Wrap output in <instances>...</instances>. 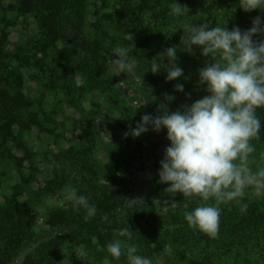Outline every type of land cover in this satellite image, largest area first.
<instances>
[{
  "label": "trees",
  "instance_id": "trees-1",
  "mask_svg": "<svg viewBox=\"0 0 264 264\" xmlns=\"http://www.w3.org/2000/svg\"><path fill=\"white\" fill-rule=\"evenodd\" d=\"M87 1L15 0L14 9L18 14L30 13L35 18L36 33L30 45L35 44L38 49L31 53L35 47L27 51L24 48L26 43L11 46L4 26L0 27V152L6 149L7 141L15 137L13 125L22 130L39 123L37 113L28 109L31 100L21 90L20 68L28 63L29 57L38 53V58H32L37 63L46 57L52 58L59 71L70 80V92L75 95L77 87L73 84V74L78 70L66 49L58 48L56 42L63 37V14L66 11L73 9L76 27L83 28ZM172 2L112 0L107 11L93 13L94 21L90 23L103 36L81 31L82 48L94 57L106 36L117 45L125 43V34L130 32L134 35V42L146 49L156 46L166 49L180 45L183 31L178 28L182 23H209L210 27L227 25L229 30L238 25L241 30H246L260 14L259 10L245 12L237 7L238 0H177L185 11L188 9L187 15L178 17L170 11ZM177 56L178 62L186 65L183 68L184 77H188L185 84L188 81L193 90L192 98H202L207 93L197 85V80L198 69L204 66L205 57L199 48L194 54L178 48ZM88 72L84 71L85 81L78 88H107L103 70L96 73L91 84ZM257 115L262 127L258 137L251 141L255 145L250 158L253 170H256V162L264 166V108L258 109ZM55 161L58 169L47 183L63 182L69 177V183L97 206V214L85 220V211H77L71 203L66 209L52 207L46 217L48 229L36 232L25 226L26 205L11 202L0 206V264H58L63 247L82 244L88 254L81 263L98 264L107 255L106 251L98 250V245L106 246L117 238L120 229H128L131 232L128 242L137 246L138 254L150 258L169 246L172 257L181 264H264V196L256 197L249 192L243 209L238 207V201L222 203L219 231L213 238L190 227L184 218V212L196 207L199 201L186 200L172 211L159 213L152 199V186L140 199H135L137 188L128 183V172L124 176L104 172L106 165L94 158L84 143L60 149ZM102 177L110 179L109 187L100 182ZM128 200L138 203L128 207ZM105 215L107 219L103 218ZM112 264H127V260L121 257Z\"/></svg>",
  "mask_w": 264,
  "mask_h": 264
},
{
  "label": "rangeland",
  "instance_id": "rangeland-1",
  "mask_svg": "<svg viewBox=\"0 0 264 264\" xmlns=\"http://www.w3.org/2000/svg\"><path fill=\"white\" fill-rule=\"evenodd\" d=\"M111 1L88 0L86 23L82 29L75 25L73 9L63 14V37L56 45L66 49L78 70L73 74V84L77 87L75 95L70 92V80L64 77L57 63L50 57L38 63L33 62L32 58L35 60L39 57L37 53L29 57L28 63L20 68L21 90L31 100L28 109L37 113L39 123L22 130L17 125L12 126L15 137L7 141L6 149L0 152V206L11 202L26 205L25 226L36 232L48 229L46 217L52 207H47L45 201L49 198L54 201L63 199V189L70 184L69 177L63 182L57 180L47 183L58 169L55 156L60 149L80 143L86 144L93 157L106 165L104 172L117 176H124L128 172V183L137 188L135 199H140L148 187L152 186V199L159 213L172 211L186 201L182 193L165 191L168 185L159 182V161L169 144L166 130L154 132L150 129L135 138L131 135L126 137L124 133L130 127H135L142 114L157 115L158 106L163 103H167L170 111L182 104L192 103V96L188 98L185 93L193 94V90L188 86V81L185 84L184 77L166 81L163 69L156 74L150 70L146 72L143 77L144 86L127 79L125 73L114 75L110 71L108 57L116 44L107 36L100 42L99 52L94 57L82 48L81 31L103 36L90 23L94 21L93 13L96 10L107 11ZM14 3L15 0H0V27L4 26L11 46L26 43L24 48L27 51L35 47L32 53L38 49L35 44L30 45L36 33L35 18L30 13L18 14ZM134 43L132 54L139 56L142 74L143 69L150 64L148 60L165 48L156 46L146 49ZM178 65L184 69L186 67L183 62H178ZM99 70H103L106 79L104 85L107 88H78L85 81L84 71H89L87 76L91 84ZM177 83L184 84V92L175 90ZM165 93L173 94L175 99L165 101ZM259 165L256 162V168ZM100 182L108 187L111 185L107 177H102ZM245 198L246 195L238 199V207L241 209L246 206ZM69 204L66 202L61 208L66 209ZM79 246L63 247L58 264H82L85 256H76L73 252ZM28 249L21 253L19 261ZM151 258L154 264H181L172 257L169 246ZM102 261L98 264H102Z\"/></svg>",
  "mask_w": 264,
  "mask_h": 264
},
{
  "label": "clouds",
  "instance_id": "clouds-1",
  "mask_svg": "<svg viewBox=\"0 0 264 264\" xmlns=\"http://www.w3.org/2000/svg\"><path fill=\"white\" fill-rule=\"evenodd\" d=\"M237 5L245 12L259 10L250 28L241 30L236 25L229 30L227 25L182 23L178 28L183 31L180 45L157 53L148 60L150 64L142 74L140 58L132 54L135 49L132 33L127 32L126 42L112 47L108 57L114 75L125 73L127 79L140 86H144L143 77L149 70L156 74L163 69L166 81L184 77V70L178 65V48L188 54L199 48L205 57L204 66L198 69L197 85L206 95L174 111L163 103L158 106L157 115L142 114L135 127H130L124 135L135 138L150 129L166 130L169 144L159 161V182L168 185L165 191L199 201L196 207L184 212V218L190 227L213 238L219 231L222 203L238 201L249 192L264 196V166L253 170L250 159L255 152L251 141L258 137L262 127L257 110L264 108V0H238ZM170 11L178 17L188 14V9L185 11L177 0H173ZM175 90L184 92V84L177 83ZM185 95L191 97L190 93ZM174 99L173 94L165 93V101ZM66 202L77 211L83 209L85 220L97 214V206L72 184L65 185L63 199L49 198L45 204L63 207ZM137 203L128 200L127 206ZM130 238L128 229H120L117 238L104 247L98 245V250L107 253L102 264H112L121 257L127 264H154L152 258L138 254L137 246L128 242ZM73 252L76 256L88 254L83 244Z\"/></svg>",
  "mask_w": 264,
  "mask_h": 264
}]
</instances>
